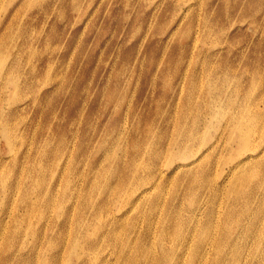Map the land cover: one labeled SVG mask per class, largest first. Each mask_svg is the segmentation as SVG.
Segmentation results:
<instances>
[{"label": "rangeland", "instance_id": "1", "mask_svg": "<svg viewBox=\"0 0 264 264\" xmlns=\"http://www.w3.org/2000/svg\"><path fill=\"white\" fill-rule=\"evenodd\" d=\"M263 149L264 0H0V264L264 260Z\"/></svg>", "mask_w": 264, "mask_h": 264}, {"label": "bare ground", "instance_id": "2", "mask_svg": "<svg viewBox=\"0 0 264 264\" xmlns=\"http://www.w3.org/2000/svg\"><path fill=\"white\" fill-rule=\"evenodd\" d=\"M239 132H240V130H239ZM240 134H241V136H243L245 138V139H243L244 145H247V143H248V134L246 132H244L243 130H241ZM261 148H262V146L259 145L258 147L256 146V148L254 147V149L245 151L244 154H241L242 155L241 159L236 161L234 163V165L230 168L229 172L223 177L224 179L221 182L222 185L220 186V188H222L226 192H229V194L232 195V198L236 197L237 196L236 195L237 192L240 191V190H243L245 188V186L249 183L251 178L253 177L252 174H249L247 172V171H249L248 167H249L251 161L253 160L254 154L258 153V151ZM263 154H264V152H263ZM181 168H183V166H180L179 169H181ZM145 189H148V188H145ZM139 190H140V188H139ZM144 195H145V193H144ZM167 231H168L167 229H163V234H162L161 238L163 236L166 237L168 235ZM208 232H209V229L207 230V233ZM188 234H190V233H188ZM73 244H74V247H77V246L81 247L83 243H81L79 237H76L74 242H73ZM99 251H100V248H97L95 246H93L92 249L88 250V252H93L96 255H98L97 253H99ZM208 254L209 253H207V255ZM255 255L256 254H253V252H251V254H249L248 257H244L243 264H249L251 260L252 261H251L250 264H264V260L261 257H259V258L253 257ZM137 256L138 255H136L135 258L139 261L138 264H154V259L149 261V262H143V261L139 260L137 258ZM243 256L240 257V258L243 259ZM219 258H223V256L219 257ZM241 261H242L241 259H239V261H237V262H235V260H229L228 262H224V264H241ZM175 264H178V263L175 262Z\"/></svg>", "mask_w": 264, "mask_h": 264}]
</instances>
